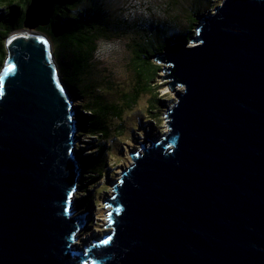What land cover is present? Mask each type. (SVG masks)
Here are the masks:
<instances>
[{"label": "water", "instance_id": "obj_1", "mask_svg": "<svg viewBox=\"0 0 264 264\" xmlns=\"http://www.w3.org/2000/svg\"><path fill=\"white\" fill-rule=\"evenodd\" d=\"M30 0L0 71V264H264V0H223L156 59L183 85L165 136L132 152L110 230L75 243L71 99Z\"/></svg>", "mask_w": 264, "mask_h": 264}, {"label": "trees", "instance_id": "obj_2", "mask_svg": "<svg viewBox=\"0 0 264 264\" xmlns=\"http://www.w3.org/2000/svg\"><path fill=\"white\" fill-rule=\"evenodd\" d=\"M88 1L90 0H54L49 23L34 29L46 35L51 42V58L57 69V79L67 96L80 99L79 109L74 113L75 130L78 129L79 133L87 137L108 138V114L121 116L124 107L132 106L144 94L150 96L146 114L154 121L153 127L156 128L161 124L156 121V117L161 114L159 107L162 106V101L158 87L151 84L160 68L155 56L170 43H188L195 33L199 16L210 10L212 3L219 0H192L188 6L181 5L177 0H163L159 6L155 5L166 17L163 25L151 21L154 28L151 31L149 28L143 29L142 37L132 40L130 44L132 56L129 65L135 76L136 86L131 93L125 94L122 106L107 101L103 93L105 89L99 81L86 80L84 74L91 69L98 47L97 41L110 36V28L117 29L123 24L136 26L137 23L134 24L120 14L110 16L102 6L88 5ZM29 3L30 0H0V71L7 54L5 38L15 30L25 29L24 15ZM78 144H75L76 149L80 147ZM92 150L87 151L86 156L91 160L85 164H90L92 174L97 176L100 171L95 169L92 162L102 155V151L100 147H97L96 151ZM81 155L82 153L76 158ZM94 175H91V180L88 181L91 184L82 191L85 192L79 203L82 209L90 206L91 196L86 192L96 181Z\"/></svg>", "mask_w": 264, "mask_h": 264}, {"label": "rangeland", "instance_id": "obj_3", "mask_svg": "<svg viewBox=\"0 0 264 264\" xmlns=\"http://www.w3.org/2000/svg\"><path fill=\"white\" fill-rule=\"evenodd\" d=\"M177 1L185 6L190 5L192 2V0ZM222 1L219 0L212 3L211 9L203 12V14L213 12L214 7ZM162 2L163 0H152V3L158 6ZM118 3L119 0L88 1V5L102 6L110 16L120 14L125 17V15L120 13V9L115 7ZM165 17L166 15L159 10V15H153L147 20L143 18H128L134 24L136 22L137 25L123 24L117 27V29L110 28L108 32L110 36L97 41V45L101 40L119 41L121 44V49L118 52H113L104 58H98L96 51L91 69L87 73L88 75L84 74L86 80L99 81L100 85L105 89L103 93L107 101L123 105L122 102L125 94L131 93V90L136 86L135 76L129 65L132 56L130 44H132V40L142 37L143 29L149 28V31H151L154 28L152 22L163 25ZM188 45H192L191 40L188 42ZM156 63L160 65V68L151 84L158 87L157 91L162 101V106L159 107L161 114L156 117V121L161 122L159 126L154 128V121L146 114L150 96L144 94L132 106L124 107L121 116L115 117L112 114H108L106 117L110 127L108 138L87 137L81 132L79 133L78 129L74 132L73 140L76 145L77 143L80 145L76 149L74 144L73 149L80 174H78L77 186L72 197L71 211L73 215H82L84 219L83 227L78 230L75 239L77 246L83 249H85L86 244H92L93 240L100 239L105 232L110 230L108 226L109 211L112 210V207L107 201L114 194L115 185L119 183L123 172L130 164H133L132 152H144V147L152 146L153 141L162 139L169 131L168 110L178 100L176 92L183 90L184 86L173 84L174 80L171 77V72L168 71V64L166 62L156 60ZM70 98L73 105L72 111L76 113L79 109L78 104L80 103V99L75 98V96ZM75 104L77 105L74 106ZM98 143H103L104 146ZM97 147H100L102 155L95 162H92L95 169L100 171V175L96 176L92 174L93 169L90 168L91 165L85 164V162L91 160L90 157L86 156L87 151L91 149H93L92 151H96ZM81 153V157L76 158ZM91 175L96 176V181L86 192L91 196L90 206L87 209H82L79 204L82 201L81 198L85 195V192L83 193L82 191L86 186L91 184V182H88L91 180Z\"/></svg>", "mask_w": 264, "mask_h": 264}, {"label": "clouds", "instance_id": "obj_4", "mask_svg": "<svg viewBox=\"0 0 264 264\" xmlns=\"http://www.w3.org/2000/svg\"><path fill=\"white\" fill-rule=\"evenodd\" d=\"M115 7L119 8L120 13L129 19L143 18L147 20L153 15H159V10L152 3V0H119ZM120 49L121 44L119 41L101 40L98 42L96 55L98 58H104L113 52H118Z\"/></svg>", "mask_w": 264, "mask_h": 264}]
</instances>
